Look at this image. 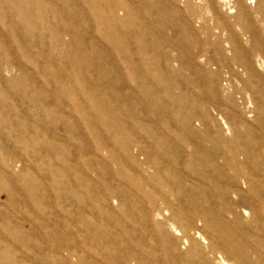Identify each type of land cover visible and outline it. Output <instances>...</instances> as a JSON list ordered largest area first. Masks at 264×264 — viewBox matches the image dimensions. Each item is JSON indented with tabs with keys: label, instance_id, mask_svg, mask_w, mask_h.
<instances>
[{
	"label": "rangeland",
	"instance_id": "374dc122",
	"mask_svg": "<svg viewBox=\"0 0 264 264\" xmlns=\"http://www.w3.org/2000/svg\"><path fill=\"white\" fill-rule=\"evenodd\" d=\"M0 264H264V0H0Z\"/></svg>",
	"mask_w": 264,
	"mask_h": 264
},
{
	"label": "crops",
	"instance_id": "0c3cea01",
	"mask_svg": "<svg viewBox=\"0 0 264 264\" xmlns=\"http://www.w3.org/2000/svg\"><path fill=\"white\" fill-rule=\"evenodd\" d=\"M123 83H124V81L121 82V84H123Z\"/></svg>",
	"mask_w": 264,
	"mask_h": 264
}]
</instances>
